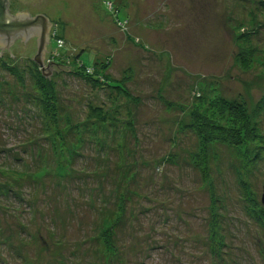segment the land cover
I'll return each mask as SVG.
<instances>
[{
	"label": "rangeland",
	"instance_id": "obj_1",
	"mask_svg": "<svg viewBox=\"0 0 264 264\" xmlns=\"http://www.w3.org/2000/svg\"><path fill=\"white\" fill-rule=\"evenodd\" d=\"M8 1L51 30L38 61L33 44L0 48V264H264V0ZM61 53L105 63L129 96L71 76ZM221 97L258 138L203 147L194 113L234 128Z\"/></svg>",
	"mask_w": 264,
	"mask_h": 264
},
{
	"label": "trees",
	"instance_id": "obj_2",
	"mask_svg": "<svg viewBox=\"0 0 264 264\" xmlns=\"http://www.w3.org/2000/svg\"><path fill=\"white\" fill-rule=\"evenodd\" d=\"M261 6L264 8V1L261 2ZM246 34L249 35V33ZM247 35H244V37L246 36L245 38L244 37L240 38L239 40L240 43L248 44L250 42V39L247 37ZM249 50L250 51L245 52L246 54L240 53L236 58L239 67L243 70L249 69V67L253 62L252 58L254 56V50L253 49H249ZM61 55H59L60 57L58 58H54L53 63L55 65L58 66L61 65L67 68L68 69L67 73H69L73 77H77L84 80L89 86H91L92 89H102L103 87H106L108 89H113L116 91L119 90L125 96H129L128 92L121 87L122 84L117 86L116 83H111L112 81H110V78L106 73L107 65H105V63L102 64V63L93 62L88 66H84L80 63L79 56H74V59L73 58L69 59V57H65L63 55L61 57ZM1 67L3 70L7 72L9 73L11 72L12 73V74L10 73L11 75H15L19 81H22L21 77L17 74L18 72L16 71V69L11 68L6 64H3ZM37 70L39 72L36 70L34 71L31 70L33 74L30 75V77L32 80L38 82L39 89L42 91V94L44 95L45 99L41 98L40 102L41 105L43 106L44 112L47 111L45 114H49V115H45L44 117L45 118L49 117L53 119V121H56L57 116L56 114H54L55 113L54 111H56L55 108L56 103L53 101L56 97L54 93L52 80L45 79L41 71L38 68ZM112 91H109L108 93ZM262 98L264 99V95ZM227 99H224L222 97L217 99V101L214 102L213 104V108L215 109L219 118L221 119L228 118L234 128L231 127L223 128L219 126L217 123L215 124L214 121H212L211 119L205 116H201V114L199 113H194L192 116L193 126H195V131L198 134L200 140L202 141V145L204 148L208 142H213L215 140L224 141V142L227 141L231 146L237 147L249 135L252 136V138L259 137L258 136L259 134L255 132V129L249 125V118L246 113L244 102L235 100L236 98L232 99L233 101ZM89 108L90 109L88 110L89 111L88 119H90L91 122L95 121L96 123L100 122L99 124H103L107 120L105 112L101 111L99 107L91 106ZM71 126L72 129L77 128L76 125H71ZM217 136H219V138H217Z\"/></svg>",
	"mask_w": 264,
	"mask_h": 264
},
{
	"label": "flooded vegetation",
	"instance_id": "obj_3",
	"mask_svg": "<svg viewBox=\"0 0 264 264\" xmlns=\"http://www.w3.org/2000/svg\"><path fill=\"white\" fill-rule=\"evenodd\" d=\"M13 1H18L19 3H24L27 2L28 0H13ZM3 2V6L7 11V14L5 13V16L8 17H17V19L19 20V24H23L22 26H19L17 28H13V27H9L7 29L1 30L0 28V48L2 47V45H22L23 47H27L28 45L33 44L34 48H35V52L37 49V44L41 39H45V37H47V44L49 42V33L51 30V27L49 26V23H43L42 21H37L36 24V28L31 31L32 29H29V26H25L24 24L27 23L26 19L27 16L29 17H37L39 14H28L25 15L24 12H19V13H12L10 10V6H9V1L8 0H2ZM14 24V23H13ZM46 50H48L47 48H45Z\"/></svg>",
	"mask_w": 264,
	"mask_h": 264
},
{
	"label": "water",
	"instance_id": "obj_4",
	"mask_svg": "<svg viewBox=\"0 0 264 264\" xmlns=\"http://www.w3.org/2000/svg\"><path fill=\"white\" fill-rule=\"evenodd\" d=\"M5 13H6V9L3 6L2 0H0V28H1V30L4 31V29L9 28L10 26L13 27V28H17V27L23 25V24L22 25L19 24V22H18L19 20L17 19V17H19V16L14 17V18L13 17L10 18L8 16H5ZM24 13L26 15V12H24ZM26 21H27V23L24 24V27L25 26H29V29H32L31 31H33L36 28V25H38V24H36L37 21H40V22L42 21L43 23L47 24V19L44 16H38L36 18H31V19H28ZM45 44H47V37H45L44 40L40 38V41L37 44L36 57H30V59L38 61L41 52L45 50V48H44ZM2 46H7V45L3 44ZM261 204H262V206L264 208V187H263V193L261 195Z\"/></svg>",
	"mask_w": 264,
	"mask_h": 264
},
{
	"label": "crops",
	"instance_id": "obj_5",
	"mask_svg": "<svg viewBox=\"0 0 264 264\" xmlns=\"http://www.w3.org/2000/svg\"><path fill=\"white\" fill-rule=\"evenodd\" d=\"M6 14H7V11H6ZM43 16V15H42ZM31 18H33V17H29V16H27V19L26 20H28V19H31ZM47 22H48V20H47ZM49 23V22H48Z\"/></svg>",
	"mask_w": 264,
	"mask_h": 264
}]
</instances>
